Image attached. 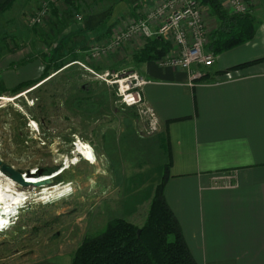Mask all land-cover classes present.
I'll list each match as a JSON object with an SVG mask.
<instances>
[{"label":"crops","instance_id":"0c3cea01","mask_svg":"<svg viewBox=\"0 0 264 264\" xmlns=\"http://www.w3.org/2000/svg\"><path fill=\"white\" fill-rule=\"evenodd\" d=\"M159 1L62 0L52 12L57 23L53 51L63 53L60 59L76 54L93 63L89 58L93 46L108 43L115 32ZM247 1L255 18L253 40L216 56L200 83L189 86L186 71L155 62L134 63L132 56L148 42L143 39L94 63L102 71L129 67L147 81L142 96L154 110L165 141L157 182L170 163L164 199L196 264H264V0ZM203 6L210 33L219 22ZM2 15L1 42L20 34L13 20L17 14L11 10ZM68 18L73 22L65 24ZM6 19L10 21L5 24ZM33 40L36 45L41 42ZM13 49L5 47L3 53L0 48V68L23 62L28 77L46 60L43 56L28 63L32 56L18 55L20 50L15 59ZM127 57L130 66L122 64ZM253 61L258 62L232 70ZM71 260L58 254L32 264H71Z\"/></svg>","mask_w":264,"mask_h":264},{"label":"rangeland","instance_id":"374dc122","mask_svg":"<svg viewBox=\"0 0 264 264\" xmlns=\"http://www.w3.org/2000/svg\"><path fill=\"white\" fill-rule=\"evenodd\" d=\"M42 1L13 0L8 11L17 14L13 20L20 34L0 41L3 53L5 47L14 48L15 59L29 53L28 63L53 54V61L42 60L43 66L28 77L23 62L0 68V168L9 167L25 183L19 185L0 169L2 186L14 185L24 195L14 215L6 214L10 226L0 232V264H32L58 254L72 259L84 238L98 235L115 218L141 226L159 184L156 170L165 159L159 147L161 130L150 132L138 111L121 103L115 86L99 78L131 69L113 66L102 71L94 64L100 57L90 59L93 63L76 54L60 59L63 53L52 48L57 27L52 8L59 3L39 25H28ZM68 19L65 24L73 22ZM0 31H5L3 26ZM35 38L41 41L37 45ZM72 60L80 65L69 66ZM49 63L62 68L50 71L41 82ZM122 64L130 66V58ZM20 73L22 78L17 77ZM28 82L34 83L14 91ZM80 144L90 149L92 164L78 154ZM58 172L47 185L32 184L27 178L35 181ZM55 186L68 190L66 195L40 200L43 190Z\"/></svg>","mask_w":264,"mask_h":264},{"label":"trees","instance_id":"16d2710c","mask_svg":"<svg viewBox=\"0 0 264 264\" xmlns=\"http://www.w3.org/2000/svg\"><path fill=\"white\" fill-rule=\"evenodd\" d=\"M12 2L13 0H8L0 4V15L10 9ZM201 4L207 6L211 11L210 16L219 22L218 27L208 35L207 49L215 56L253 40L255 18L252 15L228 14L219 0H201ZM169 51V44L156 38L148 41L132 56V60L134 63L155 62ZM52 58L53 54H50L46 58L47 62ZM257 62L242 64L232 70ZM49 64L43 69L41 80L48 78L50 71L56 73L62 68V65L57 63ZM33 83H23L14 91ZM164 142L163 136H159L160 149H164ZM169 166L170 163L163 167L161 180L154 188L143 224L137 226L122 218L111 220L101 233L82 240L73 254L71 264H196L184 242L179 224L164 199V185L168 179Z\"/></svg>","mask_w":264,"mask_h":264},{"label":"built area","instance_id":"2783aa9c","mask_svg":"<svg viewBox=\"0 0 264 264\" xmlns=\"http://www.w3.org/2000/svg\"><path fill=\"white\" fill-rule=\"evenodd\" d=\"M61 0L42 1L39 9L28 18V25L33 27L45 20L51 7ZM224 9L233 15L250 14L247 0H219ZM206 9L201 0H160L142 17L129 22L123 29L115 32L110 41L103 46H93L90 59L121 51L122 47L135 39L145 41L156 38L171 41V51L155 61L159 67H170L186 71L189 74V86L202 82L206 70L215 62V55L207 49L208 30L205 24ZM78 64L74 62L69 64ZM82 66V65H81ZM229 78L230 75L226 74ZM101 80L115 86L116 96L127 108H134L145 121L150 132H158L159 121L154 110L147 105L142 89L147 81L137 72L121 69L119 72L101 74Z\"/></svg>","mask_w":264,"mask_h":264},{"label":"bare ground","instance_id":"6f19581e","mask_svg":"<svg viewBox=\"0 0 264 264\" xmlns=\"http://www.w3.org/2000/svg\"><path fill=\"white\" fill-rule=\"evenodd\" d=\"M77 149H78V154L82 156L84 161L88 162L89 164H92L94 162V160H95L94 156L88 147L80 144V146H78ZM27 178L30 181V183L37 184L38 181H43L45 179H48L49 176L48 177L45 176L42 178L40 177V179H37L35 181H31V180L35 179L34 177L29 176ZM54 179L55 178H53V180ZM13 186L14 185L2 186V184L0 182V232L3 231L8 226H10V220H9V217H6V214L12 213L14 208L16 206H19L22 203V199H24V197H23L24 195H22L16 187L13 188ZM67 191L68 190H66L65 188H62L61 186L60 187L55 186V187H52L49 189H45L42 191V194H41L42 199H40V200L63 197L66 195Z\"/></svg>","mask_w":264,"mask_h":264},{"label":"water","instance_id":"95a60500","mask_svg":"<svg viewBox=\"0 0 264 264\" xmlns=\"http://www.w3.org/2000/svg\"><path fill=\"white\" fill-rule=\"evenodd\" d=\"M0 169H1L2 173L6 174L14 182L18 183L19 185H25V183L22 180V177L19 174L15 173L9 167L3 165ZM52 180L53 179L49 177L48 179L37 182L36 185H47V184L51 183ZM139 233H140V231L137 232L138 235H139Z\"/></svg>","mask_w":264,"mask_h":264},{"label":"flooded vegetation","instance_id":"af4514ba","mask_svg":"<svg viewBox=\"0 0 264 264\" xmlns=\"http://www.w3.org/2000/svg\"><path fill=\"white\" fill-rule=\"evenodd\" d=\"M43 80H41V82H42ZM44 82V81H43Z\"/></svg>","mask_w":264,"mask_h":264}]
</instances>
